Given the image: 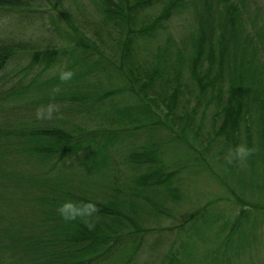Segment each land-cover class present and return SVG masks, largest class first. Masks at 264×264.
I'll list each match as a JSON object with an SVG mask.
<instances>
[{
	"label": "trees",
	"instance_id": "1",
	"mask_svg": "<svg viewBox=\"0 0 264 264\" xmlns=\"http://www.w3.org/2000/svg\"><path fill=\"white\" fill-rule=\"evenodd\" d=\"M94 3L96 39L59 0H0V264L232 263L264 204L220 181L236 213L211 234L212 221L191 218L226 195L186 211L183 183L239 163H229L238 145L264 148V5ZM182 14L174 39L167 22ZM49 105L53 118L38 119ZM65 200L96 203L95 227L63 220ZM160 234L169 237L150 246Z\"/></svg>",
	"mask_w": 264,
	"mask_h": 264
},
{
	"label": "rangeland",
	"instance_id": "2",
	"mask_svg": "<svg viewBox=\"0 0 264 264\" xmlns=\"http://www.w3.org/2000/svg\"><path fill=\"white\" fill-rule=\"evenodd\" d=\"M94 2L95 0H59L61 8L64 11V17L68 18L69 21L76 25L84 34L96 39L97 36L93 32L95 26L92 25V22L94 21L96 25L97 21L100 20V15ZM256 2L264 5V0H256ZM150 12L152 13L153 9L147 11L145 14ZM3 18L4 14H1L0 23L6 21V19ZM184 19L185 17L183 14L174 15L167 22V31L172 33L175 37L174 39H178L180 35H182L181 29ZM53 72L54 70L51 71V73ZM105 85H103V87H106ZM122 97L123 95H120L119 99ZM75 120L90 125V122L84 121L85 119H78L77 117ZM200 143L202 146L205 144L203 141H200ZM179 155L173 153L167 156L168 158L176 159ZM252 162L253 164L250 165ZM202 169L203 171L196 169L192 173H185L186 176L183 183L185 193L183 207H185L186 211L198 212L199 208L203 209L205 202L209 199L224 197L225 195L229 198V195H224L225 188L220 185V181H223V183L235 184V186L238 185V188L240 185H246L248 188H245L244 191L239 194L241 199L250 204H264V189L257 190L256 188L257 186L264 188V148L261 149V147L257 148V146H255V154L251 156L250 159L247 158L246 161L236 163L232 167L227 168L224 164H217L216 166L212 165L211 170H209L208 167ZM226 197L216 202L206 214L201 217L194 215L191 220L193 222H199L202 219L212 221V227H210L211 234H216V232L224 226L226 230L232 219L231 214L236 213V208H234L235 206L232 202L233 199L231 198V201L230 198L229 200L226 199ZM255 217L260 219L258 221L259 224L254 229L255 240L248 249L239 251L240 255L238 254L237 257L233 258L230 264H264V211L261 215L256 214ZM169 223L174 222L172 220L165 221V224ZM167 237L169 236L166 234L157 235L150 241L149 245L155 246L157 243L161 244L166 241ZM146 242L148 244V241ZM155 253H157V251H155L154 254Z\"/></svg>",
	"mask_w": 264,
	"mask_h": 264
},
{
	"label": "clouds",
	"instance_id": "3",
	"mask_svg": "<svg viewBox=\"0 0 264 264\" xmlns=\"http://www.w3.org/2000/svg\"><path fill=\"white\" fill-rule=\"evenodd\" d=\"M74 73L71 70L61 71L59 73V79L61 82H67L72 79ZM54 92H58L59 88L53 89ZM58 111V106L49 105L46 109L38 108L36 110V117L38 119L53 118V113ZM255 154V148L246 145H238L232 153L229 163L246 161L247 158ZM99 211L96 203L92 201L84 202L82 204H76L71 200L63 201L57 208V212L63 220L75 221L78 218L89 230L95 227V221L92 219L95 213Z\"/></svg>",
	"mask_w": 264,
	"mask_h": 264
}]
</instances>
